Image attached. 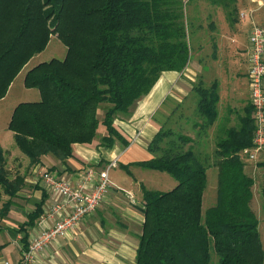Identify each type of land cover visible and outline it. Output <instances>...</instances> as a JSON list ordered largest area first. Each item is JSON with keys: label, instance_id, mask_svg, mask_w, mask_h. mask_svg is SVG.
I'll use <instances>...</instances> for the list:
<instances>
[{"label": "trees", "instance_id": "trees-1", "mask_svg": "<svg viewBox=\"0 0 264 264\" xmlns=\"http://www.w3.org/2000/svg\"><path fill=\"white\" fill-rule=\"evenodd\" d=\"M191 0H0V99L51 34L65 46L62 59L41 61L24 76L37 101L19 102L7 128L14 142L36 164L41 156L64 160L74 143H90L102 125L101 143L128 144L114 125L126 118L162 71H182L191 56ZM234 13L235 0H205ZM209 24L214 25L211 16ZM190 27V28H189ZM193 113L179 129L163 124L147 144L151 157L135 164L167 172L176 184L167 191L141 186L143 223L134 264H263L258 220L250 206L254 179L239 155L252 146L254 118L248 103L234 125H219L211 154L196 151L201 136L218 121V83L192 86ZM103 105V107H100ZM102 109L100 116L98 109ZM191 115V116H190ZM204 143H202L203 145ZM0 146V217L23 184L11 178ZM211 157V161H210ZM217 167L215 203L202 209L206 170ZM264 167V161L258 162ZM131 174L127 165H120ZM264 206V181L260 187ZM40 205L28 214L33 225Z\"/></svg>", "mask_w": 264, "mask_h": 264}, {"label": "crops", "instance_id": "crops-1", "mask_svg": "<svg viewBox=\"0 0 264 264\" xmlns=\"http://www.w3.org/2000/svg\"><path fill=\"white\" fill-rule=\"evenodd\" d=\"M262 3L264 0H235L234 17L232 15L227 17L224 8L220 10V16L227 19L233 18L240 26L246 25V53L251 22L264 25V4ZM211 8L208 1L191 0L188 3L187 15L195 22L198 19L196 15L199 10L202 16H206V20L209 16L213 19ZM240 12L244 13V17L239 16ZM215 21L216 19H213V26L208 25L207 31L211 29V37L216 38H214V44H217L218 33ZM189 36L191 56L188 65L182 71H162L150 91L136 102L131 115L126 118H115L114 125L128 143L127 145L120 139H115L111 146L103 145L101 137L106 132L103 126L99 125L97 134L90 143L73 144L70 157L60 160L52 155H43L36 164L30 166L28 158L20 150L24 156L19 152L10 151L0 140V146L7 155L5 164L9 175L11 178L17 175L23 178L21 188L16 196L11 198L7 214L0 217V232L5 235V241L0 240V264L6 262L21 264L23 252L32 239L42 229L52 226L54 219H59L65 213L61 212L53 218L42 220L45 211L51 204L58 202L59 196L39 177L38 171L53 172L58 178L70 184H81L84 189L89 190L98 172L111 161L116 162V166L112 168H123L120 165H127L131 174L125 171V176L114 175L110 173V168L108 170L109 186L96 209L82 218L73 230L58 235L41 250L35 252L28 264H134L138 237L144 220L141 210V186L145 187V185L139 172L135 174L132 169L142 168L135 163L151 157L147 150L148 142L159 127L179 109L181 110L183 103L189 99L190 95L192 96L193 83L201 79L204 84L202 70L205 66L202 65L204 68L201 69L198 65L208 64V58L201 59L197 56L200 48L195 47L197 44L194 42L192 43V38H197L194 29H191ZM36 55L29 60V63ZM29 63L25 64L13 78L6 95L0 101L11 93L15 84L20 86L18 90L13 91L16 98L23 97L25 89H31L24 86V75L26 70L35 66L38 61ZM32 96L31 99H23L20 102L40 99L39 92H34ZM191 100L193 101L190 112L193 113L195 103L193 98ZM180 112L179 115L184 118L189 115ZM10 116L11 114L9 119ZM10 133L13 138V132L10 131ZM89 169L93 171V175L87 174ZM8 198L7 195L2 194L0 207ZM37 205H40L41 213L33 225H28V214L33 212Z\"/></svg>", "mask_w": 264, "mask_h": 264}, {"label": "rangeland", "instance_id": "rangeland-1", "mask_svg": "<svg viewBox=\"0 0 264 264\" xmlns=\"http://www.w3.org/2000/svg\"><path fill=\"white\" fill-rule=\"evenodd\" d=\"M221 8L222 7L215 4L211 8L213 19H216L215 28L218 33L217 44H214V40L216 38L214 37V39L213 37H211V29L209 30V32L207 31V29H209V19L206 20V16H202L199 10H197L198 15H196L198 19L193 22L192 27L197 34V38H192V43L194 42V44H197L195 45V47L197 46L198 48H200L197 56H200L201 59L208 58V64L198 65L201 67V69L204 68L202 65L205 66V69L202 70V72L204 73V84L209 85L212 81L216 80L218 83V94L220 97V101L218 103V121L209 129L206 135L201 136V139L203 140L201 144L194 145V149L196 151L203 153L206 152V154H211L215 147V135L218 133V124H221L226 120V118H228L225 121V124L227 126L234 125L237 122L238 114H243V108L249 103V87L246 61L247 28L246 25L240 26L238 21L233 18L227 19L223 16H220ZM187 11L188 5L186 6V12ZM232 17H234L233 13ZM65 53V46L60 42L56 34H51L46 48L40 54H35L36 56L29 63V60L34 56L33 55L25 64H33L36 61H38L39 63L41 61H48L52 58L62 59ZM25 64L21 66V69ZM28 70L29 69H27L26 72ZM19 87L20 86H17V84H15L13 89L11 90V93H9L7 97L0 101V140L4 143L6 148H9L10 151L19 152L20 154H22L15 144L14 138L10 136L11 133L7 128V121L13 107H15L18 102L23 101V99H31L33 97V93H38V90L36 88L25 89L24 96L16 98L13 95V91L18 90ZM191 98L193 97L190 95L189 99L183 103L181 110L179 109L176 114H173L171 117H169L165 124L171 126L172 128L179 129L180 126H178L177 123H180V125L182 124L181 127L184 132L193 135L192 132L187 129V123L184 121V116L182 117L179 115L180 111H182L183 114L191 113L190 111L193 101L191 100ZM100 107H103V105H100ZM101 111V108L98 109L97 116L101 117ZM202 143L204 144L202 145ZM241 158L245 163V172L254 179V184L252 186L253 196L250 202V206L255 212L258 220V230L264 251V206L260 192V187L262 186V183L264 181V167L258 165V162L264 161V150L258 153L255 160H250L246 156H242ZM109 171L114 175L122 174L123 176H125V170H123V168H111ZM132 171L133 173L135 171V174L139 172V175L145 187H147L148 189L167 191L176 183V180L166 172L144 168H133ZM216 188L217 167L212 165L209 166L206 170V184L202 201L203 210L214 204L216 200ZM4 236L5 235L0 232L1 241H5Z\"/></svg>", "mask_w": 264, "mask_h": 264}, {"label": "built area", "instance_id": "built-area-1", "mask_svg": "<svg viewBox=\"0 0 264 264\" xmlns=\"http://www.w3.org/2000/svg\"><path fill=\"white\" fill-rule=\"evenodd\" d=\"M239 16L244 17V13L240 12ZM247 78L249 102L254 118L253 144L251 147L243 148L239 155L255 160L257 154L264 150V25L253 21L248 31ZM115 166L116 162L111 161L100 170L89 190L84 189L81 184L72 185L58 178L53 172L38 171L39 177L59 196L58 202L51 204L45 211L42 220L53 218L61 212L65 213L59 219H54L52 226L42 229L32 239L23 252L21 264H28L35 252L41 250L58 235L73 230L82 218L96 209L109 186L108 170ZM87 174L93 175V171L89 169Z\"/></svg>", "mask_w": 264, "mask_h": 264}]
</instances>
